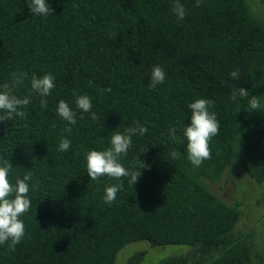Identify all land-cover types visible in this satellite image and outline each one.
<instances>
[{
  "label": "trees",
  "instance_id": "1",
  "mask_svg": "<svg viewBox=\"0 0 264 264\" xmlns=\"http://www.w3.org/2000/svg\"><path fill=\"white\" fill-rule=\"evenodd\" d=\"M31 2L0 0V91L22 71L27 78L12 94L31 101L26 118L0 122V164L9 159L12 183L26 171L33 177L31 208L20 217L25 238L15 251L0 245V264H118L119 254L140 241L193 249L161 264H264L253 233L236 231L238 204L208 184L233 168L264 182V16L251 0H201L199 7L180 0L182 20L173 0H47V17L31 14ZM157 65L166 79L150 89ZM237 69L239 81L229 76ZM49 73L55 87L42 109L31 79ZM234 86L248 96L232 101ZM81 95L97 119L76 107ZM253 95L261 108L249 112ZM201 98L214 101L220 129L209 142L212 158L196 167L183 129L191 123L188 105ZM60 100L76 113L75 125L57 114ZM135 121L148 130L132 137L120 162L141 175L135 185L125 179L109 205L105 189L121 181L90 180L85 153L110 148L114 132ZM61 138L71 141L67 152L59 151Z\"/></svg>",
  "mask_w": 264,
  "mask_h": 264
},
{
  "label": "clouds",
  "instance_id": "2",
  "mask_svg": "<svg viewBox=\"0 0 264 264\" xmlns=\"http://www.w3.org/2000/svg\"><path fill=\"white\" fill-rule=\"evenodd\" d=\"M201 0H196V6L199 7ZM31 14L47 17L53 15V9L47 0H32L28 6ZM173 11L178 19H184L186 15L185 7L180 0H173ZM240 71L233 70L229 73L231 79L239 81ZM27 78V73L13 72L10 83L3 84V90L0 91V110L6 112L5 116H0V122L11 120L14 117L21 119L26 118L27 113L23 110L30 104L28 96L18 98L12 94V90L22 84ZM166 79L165 70L157 65L152 68L150 89H155ZM91 83V82H90ZM54 77L52 74H45L43 77L32 76L31 91L37 93L40 97V106L42 109L47 108L48 101L44 99L51 94L54 89ZM104 91H111L110 88ZM75 95V93H73ZM248 90L234 86L230 95L232 101H236L237 97H247ZM214 106L211 99H196L188 105L191 110V123L184 127L183 136L186 138L187 158L193 166L199 167L205 160L212 158L209 146L210 140L219 134L220 124L216 113L210 111ZM76 107L83 113H90L93 120L97 119L96 113L92 112V103L87 95H81L76 99ZM261 108L259 99L252 96L249 101V112L256 111ZM57 114L64 121L71 125L76 124V113L69 107L68 103L60 100L57 106ZM83 119V116H81ZM55 128V124L51 126ZM147 128L140 125L139 121L134 122V126L125 129L124 133L114 132L111 136V147L103 150H91L85 153L87 175L90 180L98 181L100 177L108 176L121 183L108 186L105 189L104 202L111 205L116 199L118 191L124 187V180L127 183L135 185L141 172H136L125 168L121 161L128 149L132 146V137L143 136L147 132ZM176 128H169L171 138H176ZM65 132L71 133V128H66ZM71 147V141L67 138H61L59 143V151L67 152ZM173 158H178L179 153L173 152ZM9 159L3 160L0 164V245H8L10 251H15V246L22 242L25 238V225L20 217L27 213L31 208V200L29 198L30 185L32 181L31 171H26L22 178H16L15 183L9 180V174L12 169ZM143 167L146 165L143 163ZM142 167V168H143ZM75 178V177H73ZM38 184L32 185V190H38ZM10 241V243H9Z\"/></svg>",
  "mask_w": 264,
  "mask_h": 264
},
{
  "label": "rangeland",
  "instance_id": "3",
  "mask_svg": "<svg viewBox=\"0 0 264 264\" xmlns=\"http://www.w3.org/2000/svg\"><path fill=\"white\" fill-rule=\"evenodd\" d=\"M253 10L264 16L260 0H251ZM210 190L229 205L238 204L240 222L238 233H253V241L264 257V182H259L238 168L227 170L218 182L208 181ZM190 246L155 247L145 241L128 245L118 256V264H129L137 253H144L141 264H161L172 257L191 254ZM264 260V259H263Z\"/></svg>",
  "mask_w": 264,
  "mask_h": 264
}]
</instances>
